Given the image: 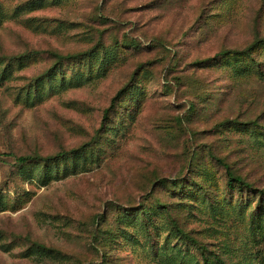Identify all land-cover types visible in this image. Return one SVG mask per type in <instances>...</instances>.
Instances as JSON below:
<instances>
[{
    "label": "rangeland",
    "instance_id": "obj_1",
    "mask_svg": "<svg viewBox=\"0 0 264 264\" xmlns=\"http://www.w3.org/2000/svg\"><path fill=\"white\" fill-rule=\"evenodd\" d=\"M261 40L264 0H0V264H264V43L217 56Z\"/></svg>",
    "mask_w": 264,
    "mask_h": 264
},
{
    "label": "trees",
    "instance_id": "obj_2",
    "mask_svg": "<svg viewBox=\"0 0 264 264\" xmlns=\"http://www.w3.org/2000/svg\"><path fill=\"white\" fill-rule=\"evenodd\" d=\"M260 43H264V40L261 41H256L254 42L252 45H250L249 47H247L246 49H244L241 52H222L220 54H218L217 56H226L229 54H236V55H244V54H248L251 50H253L255 47H257L258 44ZM49 55L54 59V64L52 66L51 69H49L48 71H46L44 74L36 77L33 82H32V86L37 85L40 81L44 80V79H50L51 77H53L52 72L57 69L60 65L65 64V63H78V61H80L83 57L88 56L87 54L84 53H79V54H68V55H60L54 52H50ZM22 57V56H20ZM17 61V60H16ZM124 90H120L116 93V95L113 97V99L111 100V104L110 106L104 110L103 113V118H102V123H101V128L103 127V122L105 121V119L107 118V114L109 113V110H111V108L114 106V103L116 101H118L119 99H121L123 96V92ZM252 125H256V123H251ZM264 130V129H262ZM83 147H81L80 149H76V150H72V152L69 153H64V152H60L58 153L55 157H50V158H40V157H19L16 159L17 164L23 166L28 164L29 162H48V161H53V160H58L61 158H64V156L70 154H77L78 152L82 151ZM215 160V162L221 166L224 171H225V175L227 178V188L229 190H234L236 188L239 189H249V190H254L252 189L251 184L246 183L240 176L235 175L229 168V166L221 159L219 158H213ZM172 186L174 188H179L181 185L180 183H173ZM255 192V191H254ZM257 193L261 196L264 197V190H257ZM160 208H164L163 206H160ZM171 226L172 229L174 230V232L182 239L187 241L188 243H190L193 247H195L198 251H200L202 254L205 252V246L201 245L200 243H198V241L193 238L190 234L186 233L184 230H182L181 228L178 227V225L171 221ZM38 249L45 251V248L43 246H39Z\"/></svg>",
    "mask_w": 264,
    "mask_h": 264
}]
</instances>
